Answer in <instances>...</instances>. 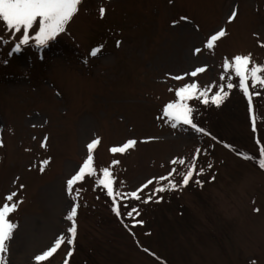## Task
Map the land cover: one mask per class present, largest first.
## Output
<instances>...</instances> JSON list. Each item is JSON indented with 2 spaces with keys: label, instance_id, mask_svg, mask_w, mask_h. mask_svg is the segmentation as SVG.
Returning <instances> with one entry per match:
<instances>
[{
  "label": "rangeland",
  "instance_id": "obj_1",
  "mask_svg": "<svg viewBox=\"0 0 264 264\" xmlns=\"http://www.w3.org/2000/svg\"><path fill=\"white\" fill-rule=\"evenodd\" d=\"M233 10L237 18L229 22ZM221 28L226 36L207 49V39ZM0 38V205L12 192L18 203L9 217L18 227L7 264H37L36 255L68 235L73 205L74 245L63 244L41 264H264V169L257 163L264 89L250 87L260 92L252 98L255 132L238 87L219 106L189 101L203 133L173 128L163 116L185 84L211 86L209 96L230 77L238 85L223 67L226 59L251 54L264 65V0H83L66 31L45 47L30 40L14 51L21 34L2 25ZM96 48L101 51L92 56ZM199 67L206 70L186 75ZM95 139L96 176L86 175L69 195L66 182ZM128 140L137 143L123 154L110 151ZM197 149L196 172L183 186ZM44 160L49 163L41 171ZM103 168L113 173L114 192L141 196L117 198L119 216L96 184ZM173 169L171 179L180 186L154 194L168 183L159 178ZM132 208L142 224L133 226Z\"/></svg>",
  "mask_w": 264,
  "mask_h": 264
},
{
  "label": "snow or ice",
  "instance_id": "obj_2",
  "mask_svg": "<svg viewBox=\"0 0 264 264\" xmlns=\"http://www.w3.org/2000/svg\"><path fill=\"white\" fill-rule=\"evenodd\" d=\"M83 0H0V25H2L7 31L14 34H21L19 42L15 45L13 49L16 52L21 50L22 45H28L30 40H34L35 45L38 47H45L50 41L55 40L61 33L66 31V26L74 18V16L79 12V8L82 5ZM100 14L103 16L105 14V9L100 8ZM237 18V11L233 10L229 15V22L234 21ZM186 17H181V20H186ZM178 23V22H174ZM34 32V35L31 33ZM226 30L221 28L215 34L210 35L206 41V48L212 50L221 38L226 36ZM259 36V34H254ZM2 42V38H0ZM261 46L264 47V42H261ZM101 49L96 48L92 50L91 55L96 56L100 53ZM195 53H200L201 49L197 48L194 50ZM251 65V66H250ZM226 71L231 70L235 77L239 79L238 85H234L231 82V77L226 85H220L219 90L209 96L211 86L201 88L197 83H188L182 87H179L175 91L177 99L174 102H169L163 109V116L167 117L171 121V127L176 128L180 125L190 126L193 130L198 133H203L204 129L197 127L194 123V113L195 109L190 106L189 101L196 99L208 105L209 103L219 106L225 98L230 94V91L234 87H238L242 94L249 101L250 113L252 115L253 130H256L257 118L254 114V109L252 107L253 95H260L259 91H250L251 89H264V65L257 64L251 54L248 55H236L229 62L227 59L223 65ZM206 70V67H199L194 69L189 75L191 77L197 76L198 73H202ZM176 80H182L184 77L176 76ZM223 80L224 77L221 76ZM251 82V84H249ZM225 87L228 91H225ZM171 91V89H170ZM47 137L41 143V147H46ZM99 139L92 140L87 144L88 155L83 165L79 168L75 175H73L66 182V187L69 195H72L74 191V186L79 182H82L85 176H96V169L94 167V150L99 145ZM135 140H128L122 146L113 147L110 149L112 153L123 154L126 150L133 148L136 145ZM259 145V159L257 160L258 165L264 169V145ZM200 154V150L197 149L196 155L193 157L188 171L182 174V185L187 186L190 180H192L194 173L196 172V159ZM246 159H256L255 157L245 156ZM49 163L48 160L41 162L40 170H44V166ZM119 163V161H113V164ZM173 164L177 163L176 160L172 161ZM179 163L183 165L185 161L183 159L179 160ZM202 171V169L200 170ZM102 178H97L96 184L98 186H103L107 191V195L112 198L113 210L119 216L120 205L117 198L124 199L126 197H131L136 200H140L141 196L138 191H133L131 193H120L119 191L114 192V177L110 168L101 169ZM176 169L168 174L167 177H160V180H167L168 183L164 186L158 187L154 190L155 193L164 192L168 189H176L180 185L174 182L171 177ZM153 183L152 180L147 181L140 189L146 188L148 184ZM199 183V181H197ZM23 187V185H21ZM76 194H79V190H76ZM17 193L12 192L5 197V203L0 205V264H7V252H8V242L12 239L15 229L18 227L16 223L9 219L10 215L14 213L18 208V203L13 202L14 197ZM152 196H149L145 203L150 201ZM258 211V210H257ZM135 214V215H134ZM140 212L137 208H132L127 212V216L132 218L135 224H142L143 221H137L136 216H139ZM77 215V206L73 205L68 216L66 217L71 221V226L67 229L68 235L61 234L54 242V244L48 248L43 253L36 255L34 257L37 264L47 261L51 258L63 244L73 246L77 236V225L75 217ZM147 251V249H145ZM72 250L67 253L68 257H71ZM64 264H68V260L65 259ZM251 264H256L252 261Z\"/></svg>",
  "mask_w": 264,
  "mask_h": 264
},
{
  "label": "trees",
  "instance_id": "obj_3",
  "mask_svg": "<svg viewBox=\"0 0 264 264\" xmlns=\"http://www.w3.org/2000/svg\"><path fill=\"white\" fill-rule=\"evenodd\" d=\"M236 152V151H235ZM238 155H241V152H236ZM163 264H166L164 261H162Z\"/></svg>",
  "mask_w": 264,
  "mask_h": 264
}]
</instances>
